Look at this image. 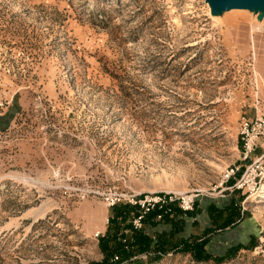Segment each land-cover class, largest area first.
<instances>
[{
    "label": "rangeland",
    "instance_id": "1",
    "mask_svg": "<svg viewBox=\"0 0 264 264\" xmlns=\"http://www.w3.org/2000/svg\"><path fill=\"white\" fill-rule=\"evenodd\" d=\"M263 7L0 0V264L103 261L116 204L135 230L175 206L184 238L238 247L112 264H264V138L240 159L241 118L264 112ZM234 193L246 218L207 234Z\"/></svg>",
    "mask_w": 264,
    "mask_h": 264
},
{
    "label": "trees",
    "instance_id": "2",
    "mask_svg": "<svg viewBox=\"0 0 264 264\" xmlns=\"http://www.w3.org/2000/svg\"><path fill=\"white\" fill-rule=\"evenodd\" d=\"M240 202L236 194L231 195L230 204L219 207L211 203L208 214L212 226L206 229L207 234L214 233L217 229H224L235 225L246 218V213L242 214ZM172 209V208H171ZM113 217L111 224L104 236L99 240L104 260L90 264H112L113 258L118 257L117 263L125 262L134 255L146 254L150 262H157L168 253H175L178 250L191 253L197 261H208L216 259L218 262L224 261L229 255H235L236 247H230L226 254L214 255L209 253L206 246L209 242L208 237L198 239L193 235L184 238L180 234L185 229L187 218L182 214V210L175 208L171 214H164L163 210L156 208L148 211L143 218V228L135 230L129 220L137 213V207L127 204H116L113 206ZM161 216V217H160ZM159 224L163 225L162 230H157ZM128 226L131 231L128 235H123V227ZM148 230L149 232H146ZM254 244V243H253ZM243 247L244 244H240Z\"/></svg>",
    "mask_w": 264,
    "mask_h": 264
},
{
    "label": "built area",
    "instance_id": "3",
    "mask_svg": "<svg viewBox=\"0 0 264 264\" xmlns=\"http://www.w3.org/2000/svg\"><path fill=\"white\" fill-rule=\"evenodd\" d=\"M240 121V159L248 162L253 159V154L256 152L261 140L264 138V112L258 111L253 116H243Z\"/></svg>",
    "mask_w": 264,
    "mask_h": 264
},
{
    "label": "water",
    "instance_id": "4",
    "mask_svg": "<svg viewBox=\"0 0 264 264\" xmlns=\"http://www.w3.org/2000/svg\"><path fill=\"white\" fill-rule=\"evenodd\" d=\"M256 1H259V0H208V2H210L212 7L219 11H222L224 9H229L233 6L247 5L249 3L256 2ZM253 6L258 7V5H253Z\"/></svg>",
    "mask_w": 264,
    "mask_h": 264
},
{
    "label": "bare ground",
    "instance_id": "5",
    "mask_svg": "<svg viewBox=\"0 0 264 264\" xmlns=\"http://www.w3.org/2000/svg\"><path fill=\"white\" fill-rule=\"evenodd\" d=\"M252 5H258V6H264V0H259L256 2L249 3L247 5L243 6H233L229 9H224L222 11H219L220 13H230V12H236L239 11L240 9H247L250 8ZM264 198V191H262L257 197L255 198V202H257L259 199Z\"/></svg>",
    "mask_w": 264,
    "mask_h": 264
}]
</instances>
